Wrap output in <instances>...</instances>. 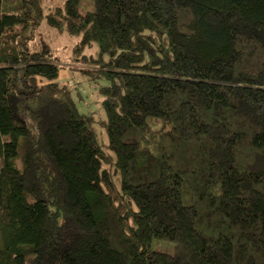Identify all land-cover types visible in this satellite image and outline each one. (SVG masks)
<instances>
[{
	"label": "trees",
	"instance_id": "16d2710c",
	"mask_svg": "<svg viewBox=\"0 0 264 264\" xmlns=\"http://www.w3.org/2000/svg\"><path fill=\"white\" fill-rule=\"evenodd\" d=\"M44 2L0 0V264H264V0ZM40 22L107 83L113 155Z\"/></svg>",
	"mask_w": 264,
	"mask_h": 264
},
{
	"label": "rangeland",
	"instance_id": "374dc122",
	"mask_svg": "<svg viewBox=\"0 0 264 264\" xmlns=\"http://www.w3.org/2000/svg\"><path fill=\"white\" fill-rule=\"evenodd\" d=\"M64 1L65 0H45L43 3L44 14H46L50 8L62 4ZM93 9V4L91 2H84L81 4L79 11L81 14H86L87 12L93 11ZM33 32H37V38H43L52 47L56 62L61 67L59 83L72 93L80 113L84 115H94L95 122L93 123V127L98 136L100 145L106 152L113 155L107 148L108 137L104 125L107 118L102 107L104 98L100 93V89L106 86L107 83L100 80L97 82L87 80L80 72L82 68L80 63H76L72 60L73 47L79 43L80 39L67 35L63 30L51 29L47 27L44 22H40L37 25V29L33 30L32 33ZM32 36L33 34L31 37ZM31 37L28 40L30 46L37 42V40ZM97 51L98 45L95 44L87 49L86 54L96 56ZM152 248L154 251L171 253L173 246L164 242H156Z\"/></svg>",
	"mask_w": 264,
	"mask_h": 264
}]
</instances>
